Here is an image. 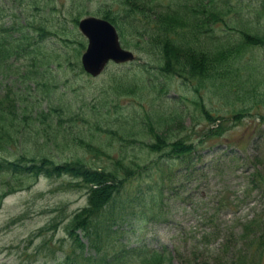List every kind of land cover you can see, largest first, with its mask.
Instances as JSON below:
<instances>
[{
    "label": "trees",
    "instance_id": "obj_1",
    "mask_svg": "<svg viewBox=\"0 0 264 264\" xmlns=\"http://www.w3.org/2000/svg\"><path fill=\"white\" fill-rule=\"evenodd\" d=\"M7 1L11 2L8 6ZM85 1L69 0L62 26L76 25ZM52 2L0 0V73L7 79L0 80L4 82L0 169L10 178L11 190L40 175L61 178L63 186L85 190L86 204L66 223L70 246L60 256L54 254V264H166L169 256L164 250L109 248L108 239L117 229L111 231L116 223L113 204L131 180L149 174L152 166L167 161L170 166L176 161L190 164L200 143L221 135L220 127H211L197 140L189 134L197 133L195 125H183L187 116L192 121L203 118L210 125L217 119L213 115L217 109L203 104V88L226 102L235 89L240 91L237 101L254 95L255 86L247 84L254 72L248 64L241 67L239 63L253 46L264 45V34L253 28V21H259L256 11L244 9V0H99L98 14L117 26L123 43L127 44L129 35L136 37L133 45L142 40L140 58L149 60L129 69L118 68L119 74L108 69L104 73L107 85L102 79L100 87L88 90L86 97L63 100L61 93L50 96L61 87L55 83L50 91L54 78L47 67L55 63L68 68L72 62L65 60L63 52L44 50L43 42L54 37L64 44L73 40L69 28L40 14ZM83 46L79 41L76 57ZM175 79L185 91L169 96V81ZM26 82L33 87L25 86ZM37 96L46 102V110L36 107ZM125 96L132 100L150 97L152 106L140 111L132 102L121 109L120 99ZM247 110L243 107L233 115L240 117ZM182 130L185 135L180 134ZM50 143L63 151L77 148L79 153L55 159L42 153Z\"/></svg>",
    "mask_w": 264,
    "mask_h": 264
},
{
    "label": "rangeland",
    "instance_id": "obj_2",
    "mask_svg": "<svg viewBox=\"0 0 264 264\" xmlns=\"http://www.w3.org/2000/svg\"><path fill=\"white\" fill-rule=\"evenodd\" d=\"M69 4V0H54L40 14L62 26L61 22L66 19L63 13L66 16ZM98 5L97 0L83 3L85 11L82 16H100ZM243 5L244 9L256 11L255 17L259 21H253V28L263 35L264 0H244ZM53 9H57L56 12ZM63 26L67 27L65 30L69 28L73 41L64 44L54 37L43 42L44 50L56 49L65 53V60L72 62L68 68L55 63L47 67L54 78L53 84L49 85L50 91L55 83L61 87L60 91L53 89L50 96L55 98L61 93L65 97L63 100L73 99L75 95L86 97L90 94L88 90L100 87L99 82L106 78L104 73L90 79L80 73L76 65L80 62L79 54L76 57L75 47L85 39L74 23ZM135 38L129 35L125 41L142 55L140 46H143V41L137 39V44L133 45ZM146 59L149 57L117 68H109L113 65L109 64L108 68L119 74L118 68L129 69ZM240 61L241 67L248 64L254 72L247 80L248 88L255 86L254 95L244 97L246 101H237L240 91L235 89L226 102L224 97L210 93L208 89L200 91L205 107L217 109L213 114L217 119L210 125L201 120L203 118L192 121L187 116L183 125H195V135L187 132L192 138L198 137L197 140L211 127H220L221 135L210 136L200 143L190 164L176 161L170 166L167 161L156 168L152 166L149 174L141 175L126 185L113 204L114 210L111 209L112 216H116L111 231L117 229L108 239L109 248L118 250L127 245L164 250L169 256L166 264H264V231L261 232L264 230V45L253 46ZM243 75H247L244 70ZM4 76L0 73V80H7ZM178 81H169V96L184 93ZM107 83L108 80L105 85ZM3 84L0 83V96L3 95ZM26 85L33 87L28 82ZM35 89L44 93L42 88ZM188 96L191 97V93ZM36 99V107L46 110V102L39 96ZM132 102L136 108L139 106L140 111L152 106L150 97L148 100H132L125 96L120 99L121 109ZM189 106L187 104L186 108ZM180 107L183 110L185 104ZM243 107L248 108L246 113L235 118L233 114ZM180 134L185 135V130ZM42 153L63 159L72 158L79 150L63 151L50 143ZM7 156L12 157V154ZM6 176L7 173L0 169V264H54L57 261L54 254L60 256L70 246L66 223L76 210L86 204L85 190L65 187L61 178L43 175L29 179L24 187L11 190L10 178ZM39 230L43 231L39 233Z\"/></svg>",
    "mask_w": 264,
    "mask_h": 264
},
{
    "label": "water",
    "instance_id": "obj_3",
    "mask_svg": "<svg viewBox=\"0 0 264 264\" xmlns=\"http://www.w3.org/2000/svg\"><path fill=\"white\" fill-rule=\"evenodd\" d=\"M78 27L88 40L81 62L92 75L98 74L110 59L116 62L132 59V52L120 46L117 31L108 20L88 16L78 22Z\"/></svg>",
    "mask_w": 264,
    "mask_h": 264
}]
</instances>
